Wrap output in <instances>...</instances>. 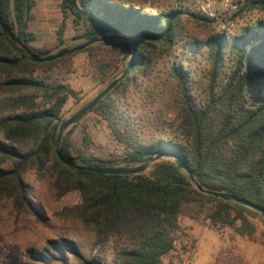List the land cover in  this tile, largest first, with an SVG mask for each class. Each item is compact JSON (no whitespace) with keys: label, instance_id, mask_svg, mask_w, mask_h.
Wrapping results in <instances>:
<instances>
[{"label":"trees","instance_id":"trees-1","mask_svg":"<svg viewBox=\"0 0 264 264\" xmlns=\"http://www.w3.org/2000/svg\"><path fill=\"white\" fill-rule=\"evenodd\" d=\"M246 3L264 9V0ZM35 6L36 0H0L6 25L33 51L47 55L51 48L30 44L35 39L29 30ZM60 7L63 19L57 39L61 46L69 17L74 26H83V33L73 39L126 33L137 45L129 73L89 111L108 122L126 148L124 156L73 155V126L65 130L61 144L68 158L87 165L122 166L140 163L154 152H175L205 187L233 193L264 208L263 20L247 23L233 34L223 30L208 35L210 69L204 100L194 94L192 71L184 61L175 62L170 76L178 104L177 132L145 138L132 133L129 121L123 120L121 102L127 91L141 75L148 74L160 51L173 48L182 39L185 14L209 22L222 23L226 18H201L183 8L152 12L132 0H62ZM243 10L241 7L240 13ZM84 51L101 75L114 68L116 76L127 66L132 46L128 41L113 40ZM226 57L233 60L234 67L224 76ZM53 62L33 61L0 26V92L18 95L0 108V192L15 195L20 209L43 219L39 197L25 178L34 168L40 177L48 178L58 197L80 192V202L66 209L73 210V216L94 238L86 246L72 233L50 239L41 249L29 248L22 264H162L174 248L184 206L191 202L210 203L207 216L211 223L229 226L241 235H253L251 218L264 222L260 213L245 205L200 192L172 157L160 158L148 170L133 174L94 173L64 164L54 144L64 119L62 109L78 93L67 83L46 84L33 74L34 65ZM83 140L89 141L86 130Z\"/></svg>","mask_w":264,"mask_h":264},{"label":"rangeland","instance_id":"rangeland-1","mask_svg":"<svg viewBox=\"0 0 264 264\" xmlns=\"http://www.w3.org/2000/svg\"><path fill=\"white\" fill-rule=\"evenodd\" d=\"M61 1L36 0L29 22V30L35 34V39L30 42L32 46L49 47L54 53L61 47L86 41L73 39L83 33V26H74L72 17H69L66 20L63 46L59 43L57 30L63 19ZM206 1L132 0L135 5L144 6L152 12L183 8L186 12L195 11L197 16L208 19ZM211 1L214 2L218 15L226 18L222 23H226L230 29H223L221 21L209 22L185 14L182 39L173 48L160 51L148 74L141 75L137 84H133L122 99L123 120L129 121L132 133L145 138L174 135L177 132L178 104L175 100V82L170 76L172 65L179 60L184 61L185 66L192 71L194 94L199 100H204L210 69L208 48L205 44L208 35L223 30L233 34L247 23L264 21V9L248 6L247 0H230L232 3H238L237 10L229 9L225 0ZM241 7H244V10L240 13ZM233 67V60L226 57V72H223V75ZM115 71L112 68L107 75H101L94 67L89 53L84 50L55 60L50 65L33 66V74L44 83H67L78 93L76 98L70 96L64 105V119L91 100L123 70L114 76ZM17 96L0 92V108ZM39 100L42 101L41 98ZM85 130L89 134L88 142L83 140ZM2 137L0 131V138ZM71 141L72 154L75 156L81 154L121 159L126 152L124 144L115 137L108 122L93 111L88 112L74 125ZM33 144L34 142L30 141L28 145ZM25 178L34 186V196L39 197L38 206L43 219H37L29 210L20 209L15 195L0 192V264H22L27 259L29 248L41 249L50 239L61 238L69 233L82 241L83 245H91L93 233L73 216V210L66 209L80 202V192L73 190L58 197L48 178L40 177L34 168L26 172ZM211 206L208 202H191L184 206L179 217L180 228L176 231L175 238L190 237L195 243L194 252L188 253L187 249L173 248L163 257L162 264H183L185 261L188 264H264V222L251 218L255 225L253 235H241L229 226L213 225L207 216Z\"/></svg>","mask_w":264,"mask_h":264},{"label":"water","instance_id":"water-1","mask_svg":"<svg viewBox=\"0 0 264 264\" xmlns=\"http://www.w3.org/2000/svg\"><path fill=\"white\" fill-rule=\"evenodd\" d=\"M0 26L3 30V32L7 35V37L13 42V44L25 52L29 54L31 59L35 62H52L57 59L63 58L69 54L81 51L86 49L87 47L100 43V42H107V41H113V40H119V41H128L130 45L132 46V55L127 63V66L125 69L116 76L112 81H110L100 92H98L91 100H89L87 103H85L83 106H81L77 111L63 119L59 125L58 132L55 139V153L57 157L66 165L71 166L78 170H84V171H90L94 173H105V174H133V173H141L149 169V167L157 160L163 157H172L176 160V163L179 167L186 170L191 181L196 186V188L205 194L212 195L217 198L230 200L238 202L242 205H245L258 213H260L264 217V208L254 204L253 202L240 198L237 195L220 191V190H214L209 189L202 185V183L197 179L192 169L182 160L181 156L178 153L170 152L166 150L158 151L152 153L146 160L133 164V165H122V166H97V165H87L83 164L77 160L68 158L61 150V143L63 140L64 132L66 129L76 125L90 110H92L99 101L108 94L114 87L119 84L129 73L131 63L134 59V54L137 49L136 43L133 41V39L127 35L126 33H107L102 36H95L91 39H88L86 41H83L81 43L72 45V46H64L57 50L54 53H50L47 55H39L35 51H33L30 47H28L24 42H22L19 37L6 25L4 22L1 12H0Z\"/></svg>","mask_w":264,"mask_h":264},{"label":"built area","instance_id":"built-area-1","mask_svg":"<svg viewBox=\"0 0 264 264\" xmlns=\"http://www.w3.org/2000/svg\"><path fill=\"white\" fill-rule=\"evenodd\" d=\"M225 5L232 10H237L239 8L238 3H232L230 0H225ZM206 15L210 18L219 17L217 11L214 9V2L211 0L206 1ZM221 27L227 30L230 29L226 23H221ZM173 244H174V248L187 249L188 253H193L195 249V243L188 236L175 238ZM183 264H188V263L187 261H185Z\"/></svg>","mask_w":264,"mask_h":264}]
</instances>
